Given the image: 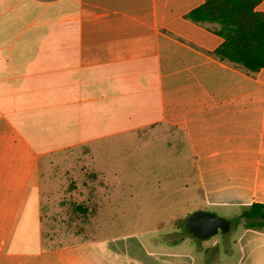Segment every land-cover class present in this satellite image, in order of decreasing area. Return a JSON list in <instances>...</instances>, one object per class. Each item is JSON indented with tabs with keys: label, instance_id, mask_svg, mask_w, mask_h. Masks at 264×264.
Instances as JSON below:
<instances>
[{
	"label": "crops",
	"instance_id": "1",
	"mask_svg": "<svg viewBox=\"0 0 264 264\" xmlns=\"http://www.w3.org/2000/svg\"><path fill=\"white\" fill-rule=\"evenodd\" d=\"M202 3L0 0V264H264V226L239 217L264 204V68L213 55L222 37L186 17ZM257 9L264 17V0ZM147 129L141 141H184L200 198L190 212L230 229L47 246L42 158Z\"/></svg>",
	"mask_w": 264,
	"mask_h": 264
},
{
	"label": "rangeland",
	"instance_id": "2",
	"mask_svg": "<svg viewBox=\"0 0 264 264\" xmlns=\"http://www.w3.org/2000/svg\"><path fill=\"white\" fill-rule=\"evenodd\" d=\"M144 133L150 130L42 158L41 213L47 246L136 232L161 231L173 241L187 235L183 220L200 203L192 158L181 138L167 147L161 141H141ZM181 179L190 182L187 190L181 189Z\"/></svg>",
	"mask_w": 264,
	"mask_h": 264
},
{
	"label": "trees",
	"instance_id": "3",
	"mask_svg": "<svg viewBox=\"0 0 264 264\" xmlns=\"http://www.w3.org/2000/svg\"><path fill=\"white\" fill-rule=\"evenodd\" d=\"M262 0H203V3L186 14L192 22L202 25L223 41L213 51L219 60L246 73L254 74L264 68V17L257 9ZM248 228L264 226V204L253 203L240 216ZM238 218L231 220L232 226ZM181 225L191 238L193 235ZM198 240L197 238H195Z\"/></svg>",
	"mask_w": 264,
	"mask_h": 264
},
{
	"label": "water",
	"instance_id": "4",
	"mask_svg": "<svg viewBox=\"0 0 264 264\" xmlns=\"http://www.w3.org/2000/svg\"><path fill=\"white\" fill-rule=\"evenodd\" d=\"M188 231L197 239H205L217 232L225 233L230 229V222L209 211L196 210L186 217Z\"/></svg>",
	"mask_w": 264,
	"mask_h": 264
}]
</instances>
